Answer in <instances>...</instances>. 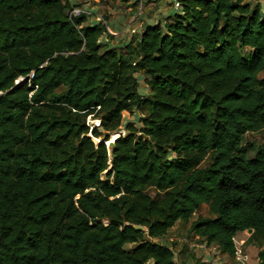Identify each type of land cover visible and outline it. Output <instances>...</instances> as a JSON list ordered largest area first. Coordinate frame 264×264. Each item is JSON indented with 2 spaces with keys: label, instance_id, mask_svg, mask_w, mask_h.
<instances>
[{
  "label": "trees",
  "instance_id": "16d2710c",
  "mask_svg": "<svg viewBox=\"0 0 264 264\" xmlns=\"http://www.w3.org/2000/svg\"><path fill=\"white\" fill-rule=\"evenodd\" d=\"M180 1L111 47L81 3L0 0V264H180L156 239L203 203L195 234L253 229L264 264V0Z\"/></svg>",
  "mask_w": 264,
  "mask_h": 264
},
{
  "label": "rangeland",
  "instance_id": "374dc122",
  "mask_svg": "<svg viewBox=\"0 0 264 264\" xmlns=\"http://www.w3.org/2000/svg\"><path fill=\"white\" fill-rule=\"evenodd\" d=\"M123 1L128 2L130 0H123ZM141 2L142 0H138L130 4V6H133L134 11L138 12L142 8L139 16L153 15L157 8H158L157 11L159 10L160 14L166 15V13H163L164 10L160 8L166 4L165 8L167 9L171 5V3L169 2L162 3V1H160L158 4L156 0H145L144 2H146V4L144 6L145 7L144 9ZM255 4H256V0H253V5ZM115 8L116 10H121L123 9V6H115ZM165 17L163 16L161 20H164ZM137 75L140 79L141 93L142 94L147 93L149 89L146 86L144 75L142 74H137ZM17 81H19V83H24L26 81V78L20 77ZM140 115L141 114H139L138 112H136L135 114L126 112L124 114L123 121L124 123L128 121H133L137 123L136 125L140 126V122L138 118ZM88 122L91 126L100 123L99 120L93 119L91 117L88 118ZM101 138H96L95 140L98 141ZM244 144L246 146H254L256 148L259 146H264V128L262 130L246 134ZM254 153L255 150L250 151L251 156L254 155ZM205 164L206 163H203V165ZM149 192L152 195L157 194V191L153 188L149 189ZM215 216L216 215L210 210L209 205L203 203L194 213L193 217L190 219L189 222L178 221L175 224V226L169 229L166 235L157 238L156 240L164 244H167L169 246H172L176 253V261H178L180 264H242V262L237 260L236 257H232L226 253L221 252V250L217 246L215 245L208 246L204 241H202V238L197 234H195V232L191 229L192 222L198 219L199 217L214 218ZM251 234L252 232L246 230L244 232L238 233L236 235V238L239 241V246L242 248L243 254L246 255L247 257L246 264H259L258 253L262 247L261 240L251 238ZM243 240L244 242H242ZM132 246H133L132 244H129L127 245V248H131Z\"/></svg>",
  "mask_w": 264,
  "mask_h": 264
},
{
  "label": "crops",
  "instance_id": "0c3cea01",
  "mask_svg": "<svg viewBox=\"0 0 264 264\" xmlns=\"http://www.w3.org/2000/svg\"><path fill=\"white\" fill-rule=\"evenodd\" d=\"M138 0H130L125 2L123 0H73L74 3H81L80 7L84 10V13L88 14V20L86 24L95 25L97 23H102L106 25L107 32L112 35V37L107 38V34L102 36L104 43H108L111 47L113 46H123L127 44L134 36H138L143 32L147 25H154L157 23H165L168 16L179 11L174 3L175 0H156L159 4L160 1L171 3L169 8H165L166 4L160 9H163L166 15L159 13V10H155L153 15H138L140 11H134L131 3ZM145 1V0H144ZM142 0L143 7L146 2ZM115 6H123V9L116 10ZM165 8V9H164ZM145 9V7H144ZM164 20H161L162 17ZM103 19L106 23L103 22ZM131 29H135L136 32H131Z\"/></svg>",
  "mask_w": 264,
  "mask_h": 264
},
{
  "label": "built area",
  "instance_id": "2783aa9c",
  "mask_svg": "<svg viewBox=\"0 0 264 264\" xmlns=\"http://www.w3.org/2000/svg\"><path fill=\"white\" fill-rule=\"evenodd\" d=\"M174 5L177 8H181V1L180 0H176ZM141 10H142V8H141ZM141 10L138 13V15L141 13ZM83 12H84V10L82 8L75 6L70 12V17L80 15ZM103 22L106 23V21L104 19H103ZM131 32L134 33V32H136V30L135 29H131ZM233 239H234V242H235V245H236V251H235L236 259L239 260L240 262H242V264H246L247 257H246V255L243 254L242 248L239 246V241L237 240L236 236ZM242 242H244V240Z\"/></svg>",
  "mask_w": 264,
  "mask_h": 264
},
{
  "label": "water",
  "instance_id": "95a60500",
  "mask_svg": "<svg viewBox=\"0 0 264 264\" xmlns=\"http://www.w3.org/2000/svg\"><path fill=\"white\" fill-rule=\"evenodd\" d=\"M16 83H19V81H17ZM97 125H99V123H98ZM107 134H108V133H107ZM107 134H106V135H107ZM120 134H121L120 132H119L118 134H113V135L111 136V139L107 142V144H108L109 146H112V145L115 143V141L117 140V138L120 137ZM104 137H105V136H104ZM102 138H103V137H102ZM102 138L99 139L98 142L101 141ZM135 227H136L137 229H143V228H144L142 225H136ZM248 231H249V232H253V229H248Z\"/></svg>",
  "mask_w": 264,
  "mask_h": 264
}]
</instances>
